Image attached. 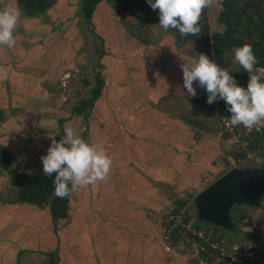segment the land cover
<instances>
[{"label":"crops","instance_id":"obj_1","mask_svg":"<svg viewBox=\"0 0 264 264\" xmlns=\"http://www.w3.org/2000/svg\"><path fill=\"white\" fill-rule=\"evenodd\" d=\"M49 1L45 11L28 15L18 0H0V9L16 4L21 10L15 44L0 45V264H186L185 256L167 247L159 217L174 192L194 189L199 176L193 174L220 157L225 117L206 131L192 128L188 107L178 121L171 119L167 99L188 100L179 67L186 58L155 54L140 60L144 47L136 40H124L114 57L112 45L102 44L96 65H104L109 82L97 86L105 77L98 73L87 98L98 89L89 107L94 112L95 101L107 104L102 115L96 112L90 142L112 158L108 176L71 193L57 219L50 198L34 203L19 197L26 183L18 175L43 173L40 157L60 120L64 126L55 104L62 99L60 80L87 64L78 57L73 29L78 17L91 24L93 16L86 18L82 0ZM132 82L136 91L125 96L121 90ZM110 114L113 123L106 121Z\"/></svg>","mask_w":264,"mask_h":264},{"label":"rangeland","instance_id":"obj_2","mask_svg":"<svg viewBox=\"0 0 264 264\" xmlns=\"http://www.w3.org/2000/svg\"><path fill=\"white\" fill-rule=\"evenodd\" d=\"M130 1L134 5V8L130 11L119 13L118 5L115 0H102L95 8L91 24L88 22L86 23L81 17L76 19V21L78 20L77 26H75L73 30L76 31L74 34L76 33L75 35H78L79 37L80 47L79 50H77L78 57L79 59L85 60L87 64L81 67V71L79 69L78 72L67 73L62 80H60L59 86L62 90V99L59 98L56 100L55 104H57L56 106L59 108L57 116L64 119V126L74 127L78 133L88 141L91 140L90 134L93 122L97 118L96 112H100L102 115V111L106 108L107 104L95 101L94 108H96L97 111L94 110V112L90 107H87L84 112L80 113L77 111V108H79L82 103L89 102L93 99V97L87 98L93 88V82H91L93 77H96V75L100 73L105 76L102 78V83L107 85L109 82L108 77L110 76H107L103 67L104 65L100 63L96 65V62L98 61V50L100 52L102 44H107V42L111 44L112 46H109V49H114L115 53L113 54L115 57L119 44L122 46L124 40L125 42L130 40H136L138 43L142 42L144 50L140 53V60L151 57L155 54L165 57L172 54V57L178 61L181 58L192 60L198 57L199 53L203 52L208 54L210 58L215 59L219 65L233 71V74L237 70V63L233 58L232 50H226L223 54L222 60L218 61L215 57L213 47L208 49L203 41L184 39V36H181L175 29H169L167 31L162 29L158 24V9H152L146 3V0ZM226 7L231 8L229 20L238 23L236 25V31L240 38L252 42L253 40L259 39V34L264 36V0H222V8L219 6H212L203 9L201 13L202 23H207L211 32L225 31L226 24L220 21V17L221 14L225 12ZM103 34L106 39H104ZM67 37L69 39V36ZM134 61H136V53L132 58H129L126 67L132 68L135 64ZM92 62H94V67L96 68H93V66L91 67ZM97 86H99V84ZM140 88L141 87H139V89ZM134 91H136L134 82L127 83L126 87L121 90L122 94H125V96L133 95ZM202 92L205 94L204 89L198 88L197 95L194 97H188V100H179L178 96H175V93L173 94L175 98L167 99V102H170L171 107L174 108V115H172L173 117L171 119L173 121H178V117L181 118L182 111L188 112L186 109L188 107L190 115L187 116L188 118L186 119L189 120L192 128H200L201 130L206 131L207 128L212 126V122L216 126H219L221 118L224 116L222 113L218 110H207L206 108L195 105L197 96ZM131 102L135 105L139 103V100L133 98L131 99ZM153 108L154 107H151V110H153ZM144 110L146 111L149 109L145 108ZM106 121L107 123L114 122L111 114ZM194 131L195 130L192 129V134ZM222 139L223 140L220 141L222 147L219 155L220 157L217 159L216 156V159L211 160L209 167L205 168V170L203 169L200 174H193L199 176V178H197V183H194L196 185L192 184L194 189L185 190L183 192L181 191V193H173V200H171L170 208L165 210L159 217L162 223V233L164 232V221L168 215L167 213L170 212L173 207L185 206L193 214L194 221L198 225H211L210 227L218 231L219 235H221L224 240L233 242V239L246 236L247 231H244L246 225H244L243 221L239 223V212L246 213L245 217H247L251 212L256 210L257 207H250L245 204L234 206L232 208V218L234 222L232 230L211 223L199 224L201 222H198L197 209L194 204L196 194L225 172L235 167L233 166L232 160L227 157V155L233 154L229 138L225 136L224 138L222 137ZM263 164L264 155L259 159L250 162L249 166H262ZM193 165L194 164H192V167ZM197 184H199V186ZM262 196H264V192L262 193ZM175 253L180 255L179 252Z\"/></svg>","mask_w":264,"mask_h":264},{"label":"clouds","instance_id":"obj_3","mask_svg":"<svg viewBox=\"0 0 264 264\" xmlns=\"http://www.w3.org/2000/svg\"><path fill=\"white\" fill-rule=\"evenodd\" d=\"M146 3L158 9V24L162 29H175L181 36L201 33L199 21L203 9L222 8V0H146ZM20 18L21 10L16 4L0 9V45L11 48L15 44L14 32ZM232 53L240 69L248 74L246 84L239 83L233 71L201 52L198 57L182 59L179 64L184 93L194 97L197 89L203 88L207 93L205 103L211 105L217 99L224 101L230 125L259 131L264 127V66L259 65L251 43L234 46ZM56 134H60L59 130ZM50 136V144L40 159L43 174L54 176L53 196L70 197L82 186L106 179L112 158L103 145L86 140L72 126L64 127L59 139Z\"/></svg>","mask_w":264,"mask_h":264},{"label":"built area","instance_id":"obj_4","mask_svg":"<svg viewBox=\"0 0 264 264\" xmlns=\"http://www.w3.org/2000/svg\"><path fill=\"white\" fill-rule=\"evenodd\" d=\"M264 66V65H260ZM222 120L221 135L233 149V166H249L264 155V127L259 131ZM164 221L163 239L172 252L185 256L186 264H264V196L251 214L240 213L246 236L231 241L222 239L211 225H198L185 207H173ZM179 255V254H178Z\"/></svg>","mask_w":264,"mask_h":264},{"label":"trees","instance_id":"obj_5","mask_svg":"<svg viewBox=\"0 0 264 264\" xmlns=\"http://www.w3.org/2000/svg\"><path fill=\"white\" fill-rule=\"evenodd\" d=\"M102 0H82V8L84 14L88 20H91L94 15V11L98 3ZM118 5V12H127L134 8V5L130 0H115ZM18 3L23 7L24 13L28 15H35L37 13L45 11L46 7L50 5L49 0H18ZM231 8L226 7V10L221 14L220 21L226 24V29L224 32L214 31L211 32L209 25L207 23H202L200 19L199 23L201 25V33L197 36H184V39H194L197 41H203L205 46L210 49L213 47L215 52V57L219 61L222 60L223 54L226 50H232L234 46L242 45L243 43H251L253 45V51L258 57L259 65H264V36L259 34V39L248 42L243 38H240L237 35L236 25L238 23L231 22L230 19ZM247 34V33H245ZM237 77V80L241 84H246L248 79V74L243 69H240V66L237 64V70L233 74ZM102 80L98 81L100 86ZM98 89L95 90L94 98L91 101H94L97 97ZM206 94L197 97L195 104L205 107L207 110H218L224 116H230V114L225 109V104L222 99H217L213 104L209 105L205 103ZM93 102H84L82 105L77 108V111L80 113L84 112L87 107L91 106ZM63 120H60V134L56 135V139L60 138V135L63 134V129L65 126L62 125ZM19 179H24L26 186L23 188L19 194L21 199L41 203L44 200L50 198V203L52 206V211L54 217L57 219L61 216H64L66 213V207L69 202V197H55L52 195L54 191L53 179L54 176H45L43 173L40 175L37 174H27L25 172L18 175ZM199 224H203L202 221L198 219Z\"/></svg>","mask_w":264,"mask_h":264},{"label":"water","instance_id":"obj_6","mask_svg":"<svg viewBox=\"0 0 264 264\" xmlns=\"http://www.w3.org/2000/svg\"><path fill=\"white\" fill-rule=\"evenodd\" d=\"M264 192V164L235 166L199 191L194 204L204 224L232 230V208L236 205L258 207Z\"/></svg>","mask_w":264,"mask_h":264}]
</instances>
